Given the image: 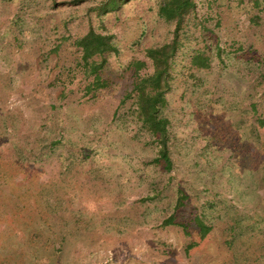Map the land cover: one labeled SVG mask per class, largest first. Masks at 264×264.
<instances>
[{"label":"rangeland","instance_id":"obj_1","mask_svg":"<svg viewBox=\"0 0 264 264\" xmlns=\"http://www.w3.org/2000/svg\"><path fill=\"white\" fill-rule=\"evenodd\" d=\"M101 1L0 0V264H264V0L184 16L168 170L128 95L175 22L162 0ZM90 28L116 51L87 93L75 41Z\"/></svg>","mask_w":264,"mask_h":264},{"label":"trees","instance_id":"obj_2","mask_svg":"<svg viewBox=\"0 0 264 264\" xmlns=\"http://www.w3.org/2000/svg\"><path fill=\"white\" fill-rule=\"evenodd\" d=\"M127 0H103L97 7L102 14L116 11ZM195 7V0H162L158 6L157 14L167 21H174L175 28L172 39L155 48L145 50V57L152 63V72L142 77L137 75L133 88L128 95L134 99L136 106V116L142 126L155 137L158 146V157L154 162L162 164L165 169H170L171 160L167 148V125L166 118L160 115V108L165 105V95L170 89V62L178 49V33L181 29L182 21ZM75 45L81 50V61L83 69L89 67V74L93 75L92 80L86 87V92L96 90L105 85L98 75L100 68L104 64V54L115 52L112 36L101 34L90 28L86 34L75 41ZM99 58V61L96 60ZM201 56L193 59L194 64L206 66ZM143 62H135V72ZM263 121H260L262 123ZM201 234L205 235L209 227L200 220L197 223Z\"/></svg>","mask_w":264,"mask_h":264}]
</instances>
